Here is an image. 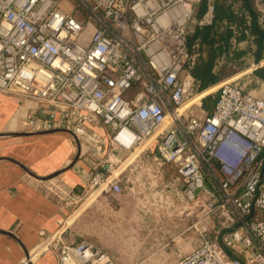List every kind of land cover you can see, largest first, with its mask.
Wrapping results in <instances>:
<instances>
[{
  "label": "built area",
  "instance_id": "obj_1",
  "mask_svg": "<svg viewBox=\"0 0 264 264\" xmlns=\"http://www.w3.org/2000/svg\"><path fill=\"white\" fill-rule=\"evenodd\" d=\"M216 9L217 0H0V94L38 100L32 129L67 130L95 158L81 190L50 179L65 226L40 230L23 264L46 252L58 264H117L68 238L67 225L84 198L121 193L124 170L155 152L177 163L188 202L205 196L203 218L225 220L180 264H264V218H249L264 210V98L230 77L192 92L187 69L188 37ZM215 87L214 108L200 117Z\"/></svg>",
  "mask_w": 264,
  "mask_h": 264
},
{
  "label": "crops",
  "instance_id": "obj_2",
  "mask_svg": "<svg viewBox=\"0 0 264 264\" xmlns=\"http://www.w3.org/2000/svg\"><path fill=\"white\" fill-rule=\"evenodd\" d=\"M40 107L35 99L0 94V264H23L41 241L40 230L54 232L61 226L65 211L46 188L50 179L81 190L85 172L95 161L89 145L69 131L32 129L28 118ZM210 109L205 105L201 114ZM155 155L124 170L121 193L102 195L100 232L106 242L115 244H155L152 257L177 262L200 246L203 232L210 239L219 236V231L213 232L217 221L203 218L204 195L196 202L186 200L177 163L162 162ZM71 230L78 235L75 224ZM30 264L58 261L46 252Z\"/></svg>",
  "mask_w": 264,
  "mask_h": 264
},
{
  "label": "trees",
  "instance_id": "obj_3",
  "mask_svg": "<svg viewBox=\"0 0 264 264\" xmlns=\"http://www.w3.org/2000/svg\"><path fill=\"white\" fill-rule=\"evenodd\" d=\"M188 46L195 58L187 64L194 79L192 92L216 85L250 62L260 63L264 58V0H217L214 22L189 36ZM251 76L264 81V66L256 68ZM238 85L253 92L248 86ZM217 98L218 92L208 94L203 106L214 107ZM260 215L264 218V210L255 209L249 218Z\"/></svg>",
  "mask_w": 264,
  "mask_h": 264
},
{
  "label": "rangeland",
  "instance_id": "obj_4",
  "mask_svg": "<svg viewBox=\"0 0 264 264\" xmlns=\"http://www.w3.org/2000/svg\"><path fill=\"white\" fill-rule=\"evenodd\" d=\"M251 63V64H250ZM248 63V65L243 69H237L236 71L232 72L226 78H234L237 82L241 85L248 86L249 88L253 89L252 91L255 94L264 95V81H255V79L251 76L252 72L255 70L253 66V62ZM259 64V66H264V58ZM225 79V78H224ZM219 85V84H217ZM217 87L213 89L210 93H216ZM199 105H194L191 108V112L198 113ZM200 117H204V114H197ZM102 195L94 194L88 197L86 200L85 198L80 202V204L76 208L75 214L70 219L67 230L65 235L72 239L73 241H77L78 237L81 236L82 238L86 237L90 240L97 242L95 243L99 247L105 249V251L109 254V256L117 263V264H180L181 260L177 262H173L174 260H167V259H155L152 257L154 249H156L155 244L151 243H111L106 242L100 232V218H99V202L102 198ZM190 203V202H189ZM204 205V201H203ZM205 209L206 206L204 205ZM86 209V210H85ZM86 212V213H85ZM86 214V218L84 217ZM206 214V210L205 213ZM66 216H64L65 218ZM217 221V227L214 228V233H217L219 229L224 228V216L222 214L214 215ZM263 217V216H258ZM256 217V218H258ZM205 219V218H204ZM214 219V218H213ZM255 219V218H254ZM67 224V219H65ZM219 221V222H218ZM64 224V221H63ZM75 224L76 233L79 235H74L71 230L72 225ZM65 226V224H64ZM132 227V226H131ZM71 230V231H70ZM139 230V228H136ZM207 230V229H206ZM205 230V231H206ZM216 231V232H215ZM71 233L72 235H69ZM102 240V241H100ZM93 242V243H94ZM113 246L117 247V250L113 249ZM161 248H158L160 250ZM115 250V255H112V251ZM114 252V251H113ZM133 253V257H127ZM111 254V255H110Z\"/></svg>",
  "mask_w": 264,
  "mask_h": 264
}]
</instances>
